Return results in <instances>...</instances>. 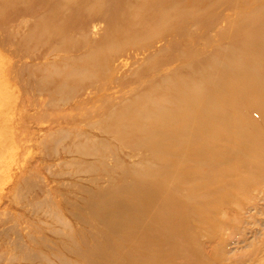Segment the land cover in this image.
<instances>
[{
    "label": "rangeland",
    "instance_id": "obj_1",
    "mask_svg": "<svg viewBox=\"0 0 264 264\" xmlns=\"http://www.w3.org/2000/svg\"><path fill=\"white\" fill-rule=\"evenodd\" d=\"M23 37L29 42L28 52L37 49L36 60L25 54ZM263 52L264 0H0V53L17 69L25 61L31 74L36 71L32 76L37 81H51L50 94L43 91L39 100H33L32 84L20 92L29 99L21 104L19 134L40 141L36 150L43 152L45 163L49 160L44 145L50 136L56 140V216L68 228L57 218L54 225L71 229L74 242L69 253L56 237V256H68L73 264H104L94 251L102 239L107 251L121 254L116 249H124L145 264L158 245L149 241L142 246L137 225L154 217L161 231L172 234L170 216L182 209L187 225L182 233L189 236V244L183 241L171 251L200 249L203 264H264L263 182L251 181L250 199L240 215L232 207L222 208L218 222L214 215L219 208L205 192L222 177L206 174L219 168L198 157L186 158L191 143L177 146V153L175 148L167 152L147 146L153 138L166 145L170 137L180 139L193 132L196 143L204 113H215L219 105L211 90H229L234 73L241 85L251 88L245 100L247 117L261 120ZM60 84L66 90L75 87L67 103L58 102L63 94ZM160 123L177 129L163 131L157 127ZM85 140L92 148L81 157L80 143ZM148 169L152 171L146 173ZM151 177L166 189L163 197L141 194L134 199V192L144 189L136 186L143 185L139 180L148 182ZM125 183L132 184L124 189ZM86 188L122 194L146 207L158 202V210L144 217L143 212L138 215L137 205L123 206L121 221L102 219L92 212L106 210V198L88 209ZM243 198L240 195L238 201ZM131 213L138 217H129ZM212 231L215 237L209 241ZM2 251L1 257L9 254Z\"/></svg>",
    "mask_w": 264,
    "mask_h": 264
},
{
    "label": "bare ground",
    "instance_id": "obj_2",
    "mask_svg": "<svg viewBox=\"0 0 264 264\" xmlns=\"http://www.w3.org/2000/svg\"><path fill=\"white\" fill-rule=\"evenodd\" d=\"M22 41L26 51L25 54L29 55L31 61L36 60L37 49L34 48L32 52H28L27 47L29 44L27 43L29 42L24 37ZM14 52L18 51L14 50ZM20 56L18 55L19 59ZM262 59L264 61V52ZM34 64V69L36 70L38 65L35 62ZM17 68V64H10L0 53V216L4 214V216L8 217H4V219L0 217V249L4 250L2 251L4 253L7 251L9 253L6 256H0V263L73 264L70 257H57L54 251L56 237L68 247L69 253H71L72 244L74 243L71 229L63 231V229L56 228L54 225L57 218V202L55 201L56 179L52 155L56 143L55 137L52 138L50 136L48 144L44 145L48 153L46 158L49 160L45 163L43 152L36 150L40 141L37 142L32 138L26 139L19 134L24 111V109H21V104L25 103L26 99H29L22 98L24 92L21 94L20 92L27 85L30 87L32 84V87L37 91L33 95V100H39L45 91L49 92L51 81L50 78L47 79L46 77V79H38L37 77L38 81L34 79L33 76H35L36 71L34 72L33 70L34 75L31 74L32 71H28L29 66L25 61L22 62L19 69ZM42 72L41 77L44 74V71ZM48 72L50 73L47 69L45 76L48 75ZM23 73L28 74L29 79L24 77V80ZM232 80V86L229 90L223 88L211 90V94L219 105L214 107L213 112L215 113H204L200 120L201 125L196 143H194L196 137L193 132L190 136L180 139L170 137L168 139L169 143L166 145L162 143L161 138H153L147 144L150 149L156 147L167 152L175 148V153H177V146L191 143V151L186 158L195 159L194 157H198L201 162L209 164L213 168H219L214 169L213 173L206 174L210 178L217 174L222 175V177L205 192V196L209 199L211 198L212 201L214 199L217 209L219 208L214 215L218 222L222 220L216 215L221 212L222 208L232 207L231 209H235L238 215L246 208L244 205L250 199L251 192L248 190L253 181H262L264 184V102L258 108L261 120L252 122L253 120L247 117L246 110L250 109L249 105L245 104L251 88L241 85L235 73ZM32 89L30 92H32ZM59 89L62 90L63 94L62 96L60 95L58 102L67 103L75 96L73 94L75 87H70L66 90L61 85ZM84 98L85 100L87 99L86 96ZM49 106H51L50 103ZM130 109L132 110V108ZM222 113L225 115L223 118L220 116ZM157 127L170 133L177 129L172 123H160ZM117 128L121 129L118 126ZM86 141L80 143L82 146L81 157H84L86 153L88 154L92 148L91 145L89 147L85 144ZM43 142L41 143L43 144ZM34 164L37 165V168L33 167ZM151 171V169L145 170L146 173ZM153 179L154 177L147 179L148 182L144 178L139 180L143 185L136 186H142L144 189L138 194L134 192L136 196H133V198L135 197L134 199H136L141 194L156 196V198L157 195L163 197L161 193L166 192V189L159 180ZM131 184L125 183L124 189H127ZM85 192H88L87 188ZM129 193L132 194L133 190ZM86 194L89 198L86 202V208L88 209L95 206V201H98L101 197L106 198L108 206L106 210L92 212V215L99 214L102 219L105 218L106 220L118 218L121 221L119 213L120 210L124 209L123 206L137 205L138 215L143 212L144 217H151L153 211L158 210V202H153L146 207L122 194L109 193V190L106 189H94ZM240 195L244 197L242 201H238ZM263 198L264 196L261 197V199ZM166 202L173 204L171 200ZM159 207L161 208L163 205ZM129 209L131 212L134 211L133 207H129ZM150 213H152L151 216L149 215ZM184 214L185 212L179 209L170 216V227L174 228V230L176 229L177 234L173 229H170L172 234L161 231L154 217L146 218L143 224L140 222V225H137V233L143 235L139 239L142 246H145L149 241L158 245L153 257L148 261L144 260L145 264H203L204 257H202L200 249H198V253L182 249L180 251L170 250L172 246L179 248L183 241L189 244V236L187 238V233H182L183 230H187ZM138 215L128 214L129 217H138ZM124 217L128 218L127 216ZM8 221H11L10 225L5 226ZM59 223L62 228H68V224L64 220L59 219ZM202 233L204 234L203 231ZM214 233L212 231L210 234L209 241L214 239ZM11 235H13V238ZM97 242L98 246L95 247L94 251L104 264H143L139 263V257L133 258L124 249H116L122 251L121 254L120 252L116 254L110 249L107 251L106 247L102 245V239H98ZM90 250H93V246H90ZM204 252V246L202 245V253ZM55 257L57 260H55Z\"/></svg>",
    "mask_w": 264,
    "mask_h": 264
}]
</instances>
